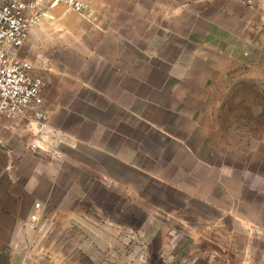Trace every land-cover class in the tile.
I'll return each mask as SVG.
<instances>
[{
    "label": "rangeland",
    "instance_id": "374dc122",
    "mask_svg": "<svg viewBox=\"0 0 264 264\" xmlns=\"http://www.w3.org/2000/svg\"><path fill=\"white\" fill-rule=\"evenodd\" d=\"M81 1L23 47L44 81L35 153L124 113L125 143L100 137L77 171L64 153L76 181L48 184L7 264H264V0Z\"/></svg>",
    "mask_w": 264,
    "mask_h": 264
},
{
    "label": "crops",
    "instance_id": "0c3cea01",
    "mask_svg": "<svg viewBox=\"0 0 264 264\" xmlns=\"http://www.w3.org/2000/svg\"><path fill=\"white\" fill-rule=\"evenodd\" d=\"M59 11L61 10L55 11V15H58ZM48 18L53 19V15H48ZM102 92L106 91L102 90ZM115 93L116 91H113L114 96ZM118 94L115 103L121 104V91ZM108 97L110 96L106 98ZM74 98L71 97V101ZM2 119L5 121L6 118L0 117V120ZM7 120L15 127L13 130H8L2 123L0 124V264H7L3 254L4 249L13 242L22 221L33 212L36 202L46 198L48 184L52 183L55 187L62 186L64 179L65 183L72 184L77 178L78 166L75 160H79L80 154L82 158L85 157L93 162L94 154L98 151L95 146L100 137H103L104 144L111 146V136L117 135L121 145V139L123 140L124 133L127 132L125 113L122 120L118 117L116 130H112L111 125L105 122L99 124L102 127L97 129L96 123L87 119L86 124L82 122L81 127H72L61 132L64 135L58 136L61 142L57 145L53 158H46L26 149V144L35 142V136L32 132H21L18 127L23 125L22 121ZM24 124L30 128L29 125ZM91 125L95 127L89 128ZM124 143L125 139L122 141V144ZM68 152L72 155L71 162H74L72 165L76 170L70 175L64 173L68 169L67 165L60 163L63 162L64 153ZM70 169L73 170V166ZM68 177L69 179L66 180Z\"/></svg>",
    "mask_w": 264,
    "mask_h": 264
},
{
    "label": "built area",
    "instance_id": "2783aa9c",
    "mask_svg": "<svg viewBox=\"0 0 264 264\" xmlns=\"http://www.w3.org/2000/svg\"><path fill=\"white\" fill-rule=\"evenodd\" d=\"M61 4L76 13L87 8L81 0H48L47 4L44 0H0V117L35 125V142L26 144V149L36 153L49 146L42 109L44 81L23 54V47L46 17V10Z\"/></svg>",
    "mask_w": 264,
    "mask_h": 264
},
{
    "label": "trees",
    "instance_id": "16d2710c",
    "mask_svg": "<svg viewBox=\"0 0 264 264\" xmlns=\"http://www.w3.org/2000/svg\"><path fill=\"white\" fill-rule=\"evenodd\" d=\"M217 30V27L215 25H212L209 29V35L206 37L207 41H210L209 36L213 33V31Z\"/></svg>",
    "mask_w": 264,
    "mask_h": 264
},
{
    "label": "bare ground",
    "instance_id": "6f19581e",
    "mask_svg": "<svg viewBox=\"0 0 264 264\" xmlns=\"http://www.w3.org/2000/svg\"><path fill=\"white\" fill-rule=\"evenodd\" d=\"M58 7V6H57Z\"/></svg>",
    "mask_w": 264,
    "mask_h": 264
}]
</instances>
